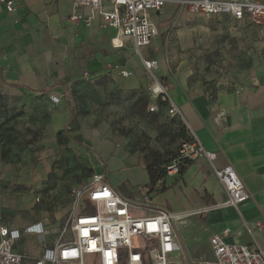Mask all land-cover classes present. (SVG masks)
<instances>
[{"label": "crops", "instance_id": "crops-1", "mask_svg": "<svg viewBox=\"0 0 264 264\" xmlns=\"http://www.w3.org/2000/svg\"><path fill=\"white\" fill-rule=\"evenodd\" d=\"M13 1L12 11L0 4V105L11 102L15 111L22 110L17 121H29L34 112L47 113V132L52 137L67 134L94 174L103 173L106 182L135 202L144 203L143 197H148L153 206L175 213L211 207L204 215L176 221L182 250L174 252L173 259L189 264L210 256V237L226 230V242L264 251V53L258 47L234 58L236 73L242 78L223 82L211 94L190 86L191 69L185 60L179 62L176 72L172 70L162 42L167 30L176 28L182 35L191 21L207 16L194 11L188 0L168 1L161 11H151L158 34L140 51L129 41L116 45V30L103 27L100 18L90 26L72 22L73 0ZM217 15H226L238 24L249 22L238 21L231 14ZM126 47L128 52H123ZM143 59L159 62L154 75L161 71V78H156L169 87L187 132L207 151L217 154L215 166L232 165L243 180L249 199L238 208L223 205L224 186L204 159L191 161L184 173L167 176L164 190L156 189L145 153L133 149L130 139L114 130L115 123L101 115L98 105L89 116L79 113L76 98L90 84L98 87V92V85H109L111 80L147 85L150 72ZM123 70L132 71V75H123ZM52 94L60 97L59 103L51 101ZM39 222L45 224L34 217L14 216L10 220L0 208V225L21 234L14 248L26 255L24 264H36L45 247L52 246L50 238L45 245L26 231ZM259 222L263 225L258 226ZM180 252L185 261L175 257Z\"/></svg>", "mask_w": 264, "mask_h": 264}, {"label": "built area", "instance_id": "built-area-1", "mask_svg": "<svg viewBox=\"0 0 264 264\" xmlns=\"http://www.w3.org/2000/svg\"><path fill=\"white\" fill-rule=\"evenodd\" d=\"M168 1L180 0H73L70 20L90 26L96 18H100L103 27L116 30L113 38L116 45L129 41L140 51L158 34L151 11H161ZM187 3L194 11L207 16L226 13L238 21L264 25V2L188 0ZM0 4H5L9 11L15 8L13 0H0ZM143 63L154 77L153 97L168 103L171 118L182 117L180 108L169 93V87L154 75L159 62L143 59ZM122 74L131 76L132 71L123 70ZM50 99L54 103L61 100L55 94L50 95ZM150 109L158 110V106L152 105ZM193 137L181 142L176 158L167 165L166 175L158 179L155 188L161 190L167 176L180 173L185 161L204 159L224 186L226 199L223 205L238 208L249 199L243 180L232 165L216 167L214 161L217 154L207 151L198 138ZM71 196V214L59 236L51 237L48 227L42 222L27 228L26 231L37 236L41 243L45 244L49 238L52 242V246L45 247L36 264H183L171 257L174 252L182 250L174 225L186 216L204 215L211 208L207 206L175 213L155 207L148 201L138 203L106 182L103 173H95L85 186H73ZM84 197L92 204V212L80 204ZM262 225V222L258 223V226ZM228 233L229 230L213 234L209 239L210 256L199 257L189 264H264V251L261 248L228 243L225 241ZM66 234L71 237L64 240ZM20 236L19 231H10L0 225V264H24L26 255L14 248Z\"/></svg>", "mask_w": 264, "mask_h": 264}, {"label": "rangeland", "instance_id": "rangeland-1", "mask_svg": "<svg viewBox=\"0 0 264 264\" xmlns=\"http://www.w3.org/2000/svg\"><path fill=\"white\" fill-rule=\"evenodd\" d=\"M162 42L172 70L176 72L179 62L185 60L186 67L191 69L190 86L214 94L223 82H238L242 78L236 73L234 62L238 53L246 54L251 47H258L264 53V25L234 23L226 15L202 16L191 21L182 35L176 28L167 30ZM122 51L128 52V48ZM160 73V70L155 72L157 78H161ZM148 75L149 83L144 86L111 80L109 85H98V92V87L90 84L77 96V108L82 116H89L98 105L101 115L115 123L114 130L129 138L133 148L176 157L183 139L180 133L186 126L181 118L169 116L166 102L153 97L154 78L151 73ZM140 97L144 100L136 107L141 111L139 115L132 111V106ZM11 104L0 106V126H3L0 130V208L10 220L14 216L43 220L49 235L59 236L73 207L71 188L89 184L94 170L67 134L52 137L47 132V113L34 112L29 121H17L13 118L16 108ZM152 105H157L158 110L152 111ZM7 125L13 126L12 143L5 139L9 133L5 130ZM187 133L189 138H194L191 132ZM80 204L93 211L86 197ZM70 237L66 234L63 239ZM175 257L186 260L183 252Z\"/></svg>", "mask_w": 264, "mask_h": 264}, {"label": "trees", "instance_id": "trees-1", "mask_svg": "<svg viewBox=\"0 0 264 264\" xmlns=\"http://www.w3.org/2000/svg\"><path fill=\"white\" fill-rule=\"evenodd\" d=\"M142 100H144L143 97H140L132 106V111L134 113H136V114H139V115L141 114V111L137 110L136 107L138 106V104H140L142 102ZM162 102H165V101H162ZM167 105H168V103H167ZM22 114H23L22 110L17 111L13 115V118H15L17 120ZM2 128H3V126H0V130ZM12 129H13L12 125H7V127H5V130H8V132H9L7 137L5 138L7 143H12L13 142V136L10 134ZM185 131H186V129L183 128L182 132L180 133L181 136L183 137L182 141L189 139L188 133L187 132L185 133ZM131 147L133 148V145H131ZM133 149H137V148H133ZM141 151L145 153V161H146V164H147V171H148L149 176H150L151 184L155 185L159 178H161V177L166 175V173H167V170H166L167 165H169L173 161V159L176 158V157H171V156L167 157V155L162 154V153H158L157 151H154V150H150V151L147 152L144 149H141ZM190 162H191L190 160L185 161V163L181 166L180 174L185 172V170L187 168L186 166ZM93 175H94V173H93ZM161 190H164V187Z\"/></svg>", "mask_w": 264, "mask_h": 264}]
</instances>
